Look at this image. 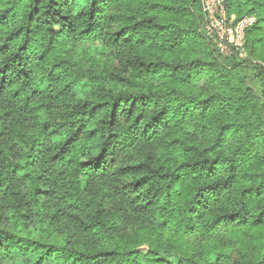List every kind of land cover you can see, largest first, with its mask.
I'll return each mask as SVG.
<instances>
[{
  "label": "trees",
  "instance_id": "trees-1",
  "mask_svg": "<svg viewBox=\"0 0 264 264\" xmlns=\"http://www.w3.org/2000/svg\"><path fill=\"white\" fill-rule=\"evenodd\" d=\"M226 11L220 53L199 0H0V264H264V0Z\"/></svg>",
  "mask_w": 264,
  "mask_h": 264
},
{
  "label": "built area",
  "instance_id": "built-area-1",
  "mask_svg": "<svg viewBox=\"0 0 264 264\" xmlns=\"http://www.w3.org/2000/svg\"><path fill=\"white\" fill-rule=\"evenodd\" d=\"M199 1L204 14L202 29L205 35L214 41L217 51L223 53L229 47L240 50L244 40V32L253 25L254 17L244 16L232 22L227 18L226 0Z\"/></svg>",
  "mask_w": 264,
  "mask_h": 264
},
{
  "label": "rangeland",
  "instance_id": "rangeland-1",
  "mask_svg": "<svg viewBox=\"0 0 264 264\" xmlns=\"http://www.w3.org/2000/svg\"><path fill=\"white\" fill-rule=\"evenodd\" d=\"M93 49H92V46L91 45H81L79 46V49H78V57H81V58H84L86 53L87 52H91Z\"/></svg>",
  "mask_w": 264,
  "mask_h": 264
}]
</instances>
